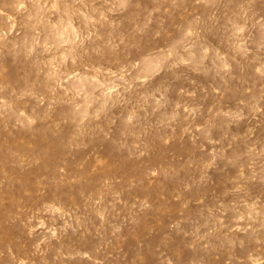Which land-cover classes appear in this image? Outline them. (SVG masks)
I'll list each match as a JSON object with an SVG mask.
<instances>
[{
	"label": "rangeland",
	"instance_id": "rangeland-1",
	"mask_svg": "<svg viewBox=\"0 0 264 264\" xmlns=\"http://www.w3.org/2000/svg\"><path fill=\"white\" fill-rule=\"evenodd\" d=\"M0 264H264V0H0Z\"/></svg>",
	"mask_w": 264,
	"mask_h": 264
},
{
	"label": "bare ground",
	"instance_id": "bare-ground-1",
	"mask_svg": "<svg viewBox=\"0 0 264 264\" xmlns=\"http://www.w3.org/2000/svg\"><path fill=\"white\" fill-rule=\"evenodd\" d=\"M225 249H226V247H225ZM221 254H222V258H224V259H226V258L227 259H230L231 251H228V250L222 251Z\"/></svg>",
	"mask_w": 264,
	"mask_h": 264
}]
</instances>
